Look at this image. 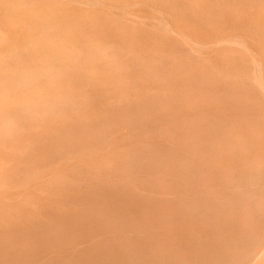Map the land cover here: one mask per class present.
<instances>
[{"label":"rangeland","instance_id":"rangeland-1","mask_svg":"<svg viewBox=\"0 0 264 264\" xmlns=\"http://www.w3.org/2000/svg\"><path fill=\"white\" fill-rule=\"evenodd\" d=\"M147 1L150 4L128 0V20L99 11L103 5L84 2L81 5L91 10L71 21L59 17L54 23L49 18L60 10L55 8L57 0H0V55L9 59L19 53V64L29 68L39 63L22 64L20 57H32L37 51L42 56L53 43L60 48L56 51L62 50L64 40L80 41L88 49L90 40L100 36L103 48L108 47L109 37L123 34L128 40V52L119 57L122 69L104 67L110 69L101 79L105 97L87 77L83 82L75 77L74 84H68L77 93L75 100L85 105L84 111L63 104L58 120L46 112L41 114L45 121L25 118L22 124L27 130L21 141L31 143L28 146L16 141L7 147V137H0V264H232L253 238L264 237V211L230 209L208 213L215 219L195 233L203 236L198 245L196 241L191 246L166 247L164 241L146 246L144 239L128 240L133 234L128 230L138 225L133 221L162 217L156 203L164 173L150 164L140 166L142 171L130 168L128 162H120L123 154L132 167H137L138 158L150 159L151 154L162 157L163 169L175 163L196 164L192 130L197 133L205 125L219 134L227 118L239 122L247 110H239L243 98L254 102L250 109L258 121L264 115V89L256 85L257 78L264 82V0H166L176 3L180 14L162 1ZM113 21L122 23L123 31ZM67 24L73 32L61 31ZM232 38L241 43L231 42ZM116 42L120 45L122 40ZM95 68L105 70L103 64ZM117 72L128 73V99L122 100L130 101L120 102L118 96L117 104L110 107L107 95L115 88L111 84ZM40 81L36 85L48 90V82L44 86ZM56 84L59 91L66 88L64 83ZM87 93L92 94L90 102L84 100ZM226 100L234 104L224 111L221 105ZM34 123L38 128L30 130ZM200 137L199 146L214 136L201 131ZM120 187L137 196V207L128 209L127 219L103 208L111 198L103 191ZM192 215L177 216L187 220ZM126 222L129 229L121 232ZM183 226L191 225L179 224ZM149 228L144 233L156 239L168 235L159 234V227ZM263 261L264 253L255 264Z\"/></svg>","mask_w":264,"mask_h":264},{"label":"bare ground","instance_id":"bare-ground-1","mask_svg":"<svg viewBox=\"0 0 264 264\" xmlns=\"http://www.w3.org/2000/svg\"><path fill=\"white\" fill-rule=\"evenodd\" d=\"M57 1L58 4L55 8L60 10L51 14L49 18L51 21H55L59 17L62 18V20L68 21L76 19L80 13L84 14V12L91 10L86 9L81 5V3L84 2L92 3V5L96 6L103 5L104 9L98 10L106 12L109 17L111 15H116L128 20V13H130L127 8L128 0ZM137 1H142V3H145L146 5L150 4L147 0ZM157 1H162L173 12L180 14V9L174 8L176 3H166V0H152V2ZM98 13L99 12H97V14ZM181 14H184V11H182ZM116 16H114V18H117ZM113 22L117 29L123 31L124 27H122V23L117 21ZM54 23L58 22L55 21ZM54 23L52 26H55ZM64 26L65 29H61L62 32L63 30L73 32V26L71 24L63 25L61 28H64ZM164 27L166 29L172 28L169 26ZM100 28L102 27L100 26ZM52 30L56 31L57 29L53 27ZM65 36L64 38H66ZM72 36L70 37L72 38ZM123 38V34L119 36L118 39L122 40V43L117 45L116 41L118 39L109 37L106 41V43H108V47L106 48L102 47L103 42L101 41H103V39H101V36L97 39L98 41H93V39H91L92 41L90 40L89 46L91 48L89 49L80 41L72 43L71 40H64L62 41L63 43L61 42L62 50L54 51V49L60 48H56L57 45H54L53 43L51 49L45 52L42 56H40L42 53H37V51L32 57H30V55L20 57V63L22 64H32V66H34V63H39L35 65V69L30 66L33 71H31L28 66L19 64V53H12L13 56L11 55L9 59L4 55H0V137H2V135L7 137V147L14 145L16 141H19L22 145L25 144L24 146H26V144L27 146L28 144H31L23 139V141H21L22 133L27 130L24 129L25 126L22 124V120L25 118H30L32 121H35V119L39 121L40 119L41 121L42 117L44 120V116L50 114V116L52 115V118L53 116H56L58 120V116L63 115L61 111L63 104H73L77 108V111L82 112L85 110V105L75 100L74 97L77 93L74 91V94L72 90L73 87L71 89V85L68 84H74L73 81L75 80V77H78L81 82H83V77H87L89 81L93 82L92 84L98 86L101 93L103 92L102 94L104 95L101 96L105 97V87L101 79H103L104 74L110 73V69H105L104 67L112 68L114 66L116 69H122L124 62L123 59H120V54H122L123 51L128 52V40H124ZM217 41L219 42L220 39ZM230 41L233 43H241L235 38H232ZM109 49H111L112 52L109 51ZM91 55H95V58H92ZM96 56L99 58H96ZM229 58L231 59V57ZM8 64L13 65L10 68H6L5 65ZM102 64L105 70L101 71L95 68L96 65L100 66ZM126 66L128 68V65ZM21 68L27 69L28 72L25 71V73H23L24 71L23 69L21 71ZM85 70L88 71L89 74H84ZM117 73V77L113 84L106 83V85L111 84V86L113 85L115 87L114 89L112 87V91L108 92V95L106 92V95L108 96L107 98L110 101V107H112L113 104H117L118 96H120V102L130 101L122 100L125 98L128 99V73L125 72V80V73ZM258 79L260 81L257 82L256 85L258 88L264 89V82H261V78H257V80ZM36 80H43L44 86L45 83L48 82L47 84L49 87L48 90H46L47 92L44 91L46 86L43 90V86L38 84L41 81L37 83L39 86L36 85ZM3 82L7 84H4ZM55 83H59V85L60 83L61 85L64 83L66 88L59 91L55 88V86H58V84L55 85ZM84 84L85 83H82V85ZM60 87L58 88L60 89ZM84 91L86 90L84 89ZM84 91L82 90V93ZM83 95H85L86 98L84 100L90 102L92 94L87 93ZM220 103H222V101H220ZM252 103L254 102L250 101L248 98H243L239 102V110L247 109L246 111H243L244 116L239 122L236 120L232 121V123H230V121H228L229 118H227L226 124H224V127H222L223 129L220 130L219 134L207 129L205 125H201V129L196 130L197 133L195 130H192L194 131L192 141L195 146L193 147V153L198 158V163L196 164L191 163L189 165H180L179 163H175L171 165V167L163 169L162 157L156 155L157 159H155L154 155L151 154L150 159L141 160L138 158V161H135L137 162V167L136 165L132 167V162L129 163L127 154L121 156L120 162L125 164L128 162L130 168H137L142 171L144 169L140 166L144 168L148 166L147 164H150L149 166L153 168V170L156 169V171H158L157 173H164L161 177L163 180L160 186L161 196L158 203H156L158 204L157 213L158 215L161 213L162 217H149L146 221L145 219H143L144 221H139L140 223L133 221V224L138 225H133L132 229L128 228V222L124 223L121 232H123L122 230L127 231L129 229L128 231H132L134 234H132V237L128 238V240L133 238L137 241L144 239L148 241L144 244L146 246L153 242L160 245L164 241L166 242L164 244L166 247H174L176 245L177 247L191 246V244L196 241L198 245L202 241L203 236H195V233H199L200 228L204 227L202 224L207 225L209 221L215 219V217H213V219L212 217H208V213L214 214L230 209L264 211V115L263 118L258 121L255 115L251 113L252 108L250 106ZM233 104V102L231 103V101L226 100V104L221 105V107L226 111L229 110L230 106ZM237 105L238 103L235 107ZM43 113H45L44 116L41 115ZM248 114L252 115L249 117ZM119 115L122 116L121 113ZM135 116L139 119L140 117L144 118L143 116ZM252 117L255 119H252ZM224 119L225 118H223V122ZM35 123L38 124V122ZM35 123L33 125L31 124V127L33 128L30 130L38 128V125ZM201 131L204 136L210 134L212 137L214 136L207 145L199 146L197 144V137L199 140H203L200 139ZM195 134H197V137H195ZM114 142L115 141L113 140V144ZM175 142L179 143L177 140ZM188 152H191V150H188ZM143 156L147 157L146 155ZM141 161L143 163H141ZM111 164H116V161L113 163L111 161ZM242 186L243 189H241ZM104 192L106 194L111 193V198L107 199V203L105 201V206L103 208L105 211L108 210L109 212H113V215L115 214L116 217L119 216L122 217V219L126 217L127 219L128 209L134 210L137 207V196L131 194L127 187H120L115 191L108 188L107 190H104L103 193ZM151 202H149V204ZM153 204L154 203H152V205ZM185 213H193V215L201 214V217L199 218L192 215V217L185 220L180 216H177ZM181 223L191 226L179 227V224ZM262 223H264V221ZM8 224L11 225L9 222ZM5 225L6 224H4V226ZM15 226L21 228L20 224H15ZM149 227H156V230H158L159 227V229H161L160 231H157L159 234L168 235L165 238L156 235V239L152 236V233H144V228ZM12 228L13 227H11L10 230ZM148 230H150V228ZM253 239L254 240H251L245 245V249L242 251L239 258L232 264H255L260 261V258L264 253V237ZM153 246L155 245L153 244ZM152 247L150 250H152ZM166 264L170 263L167 262Z\"/></svg>","mask_w":264,"mask_h":264}]
</instances>
